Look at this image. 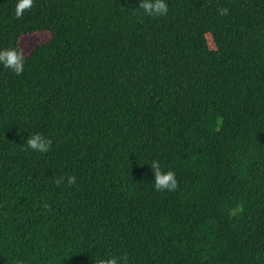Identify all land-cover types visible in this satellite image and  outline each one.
<instances>
[{
  "label": "trees",
  "instance_id": "1",
  "mask_svg": "<svg viewBox=\"0 0 264 264\" xmlns=\"http://www.w3.org/2000/svg\"><path fill=\"white\" fill-rule=\"evenodd\" d=\"M15 3L0 0V47L25 58L0 65V264H264V0H166L159 17ZM35 132L48 152L26 147ZM153 160L175 190L153 188Z\"/></svg>",
  "mask_w": 264,
  "mask_h": 264
},
{
  "label": "clouds",
  "instance_id": "2",
  "mask_svg": "<svg viewBox=\"0 0 264 264\" xmlns=\"http://www.w3.org/2000/svg\"><path fill=\"white\" fill-rule=\"evenodd\" d=\"M32 5L33 0H16L15 15L18 18L21 17L24 10L31 8ZM138 8L142 9L149 17L164 16L168 12L166 0H139ZM219 11L221 14L226 15L228 9L223 8ZM0 65L6 69H11L15 74L20 75L24 71L25 66V58L20 48L14 46L0 47ZM51 144V139L39 132H35L28 136L27 141L25 142L28 149L40 153L48 152ZM150 166L153 173L151 183L155 190L173 191L178 187V181L174 171L163 170L157 160L151 161ZM63 180L64 177L61 176L59 179H55V183L60 184ZM67 182L68 184H74L75 177L68 176ZM94 264H127V258L125 256H114L111 254L98 255L94 256Z\"/></svg>",
  "mask_w": 264,
  "mask_h": 264
}]
</instances>
